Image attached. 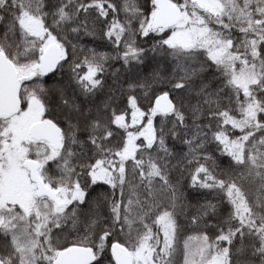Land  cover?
<instances>
[{
    "label": "snow or ice",
    "instance_id": "obj_1",
    "mask_svg": "<svg viewBox=\"0 0 264 264\" xmlns=\"http://www.w3.org/2000/svg\"><path fill=\"white\" fill-rule=\"evenodd\" d=\"M0 264H264V0H0Z\"/></svg>",
    "mask_w": 264,
    "mask_h": 264
}]
</instances>
